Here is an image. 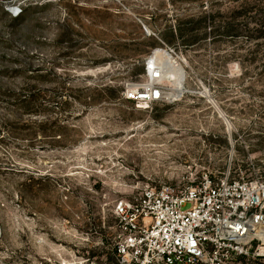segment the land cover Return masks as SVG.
Here are the masks:
<instances>
[{"label":"rangeland","instance_id":"1","mask_svg":"<svg viewBox=\"0 0 264 264\" xmlns=\"http://www.w3.org/2000/svg\"><path fill=\"white\" fill-rule=\"evenodd\" d=\"M161 51L183 96L136 110ZM228 171L264 178V0H0V264H117V201Z\"/></svg>","mask_w":264,"mask_h":264},{"label":"built area","instance_id":"2","mask_svg":"<svg viewBox=\"0 0 264 264\" xmlns=\"http://www.w3.org/2000/svg\"><path fill=\"white\" fill-rule=\"evenodd\" d=\"M21 12L11 10L14 17ZM151 58L145 59L143 79L122 93L139 111L168 101ZM113 213L118 264H234L264 243L257 238L264 228V178L204 173L193 185L146 188L117 201Z\"/></svg>","mask_w":264,"mask_h":264},{"label":"bare ground","instance_id":"3","mask_svg":"<svg viewBox=\"0 0 264 264\" xmlns=\"http://www.w3.org/2000/svg\"><path fill=\"white\" fill-rule=\"evenodd\" d=\"M152 61L158 64L162 73V81L170 83L172 86L167 92L168 100L181 98L184 93V75L183 66L177 62L167 51H161L152 56ZM257 238L264 241V228L257 233Z\"/></svg>","mask_w":264,"mask_h":264},{"label":"trees","instance_id":"4","mask_svg":"<svg viewBox=\"0 0 264 264\" xmlns=\"http://www.w3.org/2000/svg\"><path fill=\"white\" fill-rule=\"evenodd\" d=\"M25 12H26V10H22L21 14H24V15H25ZM24 15H23V16H24ZM19 16H20V15H19ZM19 16H18V17H15V19H18ZM21 102H22V104H24V106H26V107L32 106V105L35 104V96H32V97H27V96H25L24 99L21 100ZM65 104H67V102H66ZM131 104H132V103H131ZM132 105H133V104H132ZM26 112L29 113V114H36V111H32V110H28V111H26ZM41 125H42V123H39V124H38L39 127H41ZM117 264H118V260H117Z\"/></svg>","mask_w":264,"mask_h":264}]
</instances>
